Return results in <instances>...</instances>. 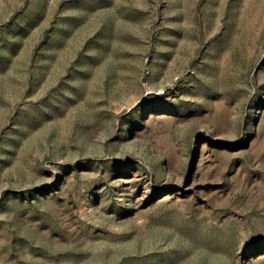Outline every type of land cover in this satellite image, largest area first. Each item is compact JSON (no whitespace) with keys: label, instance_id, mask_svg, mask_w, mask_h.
Segmentation results:
<instances>
[{"label":"rangeland","instance_id":"1","mask_svg":"<svg viewBox=\"0 0 264 264\" xmlns=\"http://www.w3.org/2000/svg\"><path fill=\"white\" fill-rule=\"evenodd\" d=\"M0 264H264V0H0Z\"/></svg>","mask_w":264,"mask_h":264}]
</instances>
